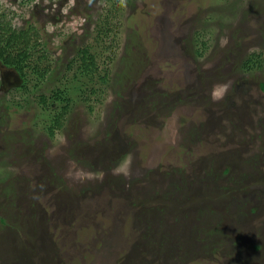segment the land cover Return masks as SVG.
Returning <instances> with one entry per match:
<instances>
[{"label": "rangeland", "instance_id": "374dc122", "mask_svg": "<svg viewBox=\"0 0 264 264\" xmlns=\"http://www.w3.org/2000/svg\"><path fill=\"white\" fill-rule=\"evenodd\" d=\"M116 1L0 0L47 67L0 62V264H264V0Z\"/></svg>", "mask_w": 264, "mask_h": 264}, {"label": "trees", "instance_id": "16d2710c", "mask_svg": "<svg viewBox=\"0 0 264 264\" xmlns=\"http://www.w3.org/2000/svg\"><path fill=\"white\" fill-rule=\"evenodd\" d=\"M114 2H117L114 0ZM37 30L32 26L26 25L24 27H12L9 25L8 20H0V62L5 66L14 70L15 73L21 78V88L26 89V83L29 81L33 89H37L43 82L44 73L47 67H39L37 61L34 60L33 54H35V46L37 45ZM86 47H77L71 61L74 69L78 70L80 74L91 78L95 75L96 65L94 64L92 57L87 53ZM197 51V49H196ZM37 56V55H36ZM35 56V58H36ZM42 57H37L40 59ZM78 60V61H77ZM77 61V63H76ZM246 63L259 66L264 69V56L250 53L247 57ZM72 65V66H73ZM71 64L67 67L69 68ZM71 66V67H72ZM32 75V76H31ZM102 81L103 79L99 77ZM260 88L264 91V82L260 83ZM95 88L91 89L93 93ZM38 103L44 106L47 101L54 102L58 109L51 110L48 114V120L46 125V131L51 136L54 129L61 128L65 114V111L69 107L68 104L71 101L70 97L66 95L64 88L48 90V95L39 94Z\"/></svg>", "mask_w": 264, "mask_h": 264}, {"label": "clouds", "instance_id": "9594fccd", "mask_svg": "<svg viewBox=\"0 0 264 264\" xmlns=\"http://www.w3.org/2000/svg\"><path fill=\"white\" fill-rule=\"evenodd\" d=\"M227 89H228V86L226 84L215 85L211 92L212 100L214 102H219L220 100H222L224 96L227 94ZM131 163H132V157L131 155H129L121 165H118L113 170V174L114 175L122 174L127 177L130 174Z\"/></svg>", "mask_w": 264, "mask_h": 264}, {"label": "flooded vegetation", "instance_id": "af4514ba", "mask_svg": "<svg viewBox=\"0 0 264 264\" xmlns=\"http://www.w3.org/2000/svg\"><path fill=\"white\" fill-rule=\"evenodd\" d=\"M4 66V65H3Z\"/></svg>", "mask_w": 264, "mask_h": 264}]
</instances>
